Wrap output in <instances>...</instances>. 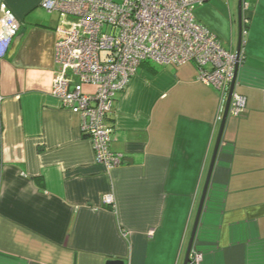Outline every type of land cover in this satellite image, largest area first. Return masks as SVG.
<instances>
[{
    "label": "crops",
    "instance_id": "1",
    "mask_svg": "<svg viewBox=\"0 0 264 264\" xmlns=\"http://www.w3.org/2000/svg\"><path fill=\"white\" fill-rule=\"evenodd\" d=\"M0 3L20 24L0 60V264H183L226 97L192 63L143 62L106 120L123 159L107 168L84 119L51 94L57 13L41 0ZM242 3L234 91L246 106L225 122L195 264H264V0ZM193 12L235 53L238 0Z\"/></svg>",
    "mask_w": 264,
    "mask_h": 264
},
{
    "label": "built area",
    "instance_id": "2",
    "mask_svg": "<svg viewBox=\"0 0 264 264\" xmlns=\"http://www.w3.org/2000/svg\"><path fill=\"white\" fill-rule=\"evenodd\" d=\"M204 1L41 0L42 9L58 15L51 94L63 108L84 119L82 132L92 143L97 163L113 168L123 160L110 149L112 128L106 120L116 95L125 91L143 62L158 66L192 63L198 82L227 97L236 55L223 49L218 38L196 21L193 11ZM0 12L1 60L20 24L4 3ZM245 106V96L234 91L228 115L239 117ZM190 257L195 264L201 256L191 250Z\"/></svg>",
    "mask_w": 264,
    "mask_h": 264
},
{
    "label": "water",
    "instance_id": "3",
    "mask_svg": "<svg viewBox=\"0 0 264 264\" xmlns=\"http://www.w3.org/2000/svg\"><path fill=\"white\" fill-rule=\"evenodd\" d=\"M241 3H242V0H238V39H237V46H236V51H235L237 62L235 64L233 78H232V81H231V84H230V87H229V90H228V94H227V97H226L224 111H223V114H222L221 122H220L219 129H218V133H217V136H216V140H215V144H214L211 160H210V163H209L206 179H205V182H204V185H203L202 193H201L199 204H198V207H197L196 216H195L194 223H193L192 230H191V234H190V237H189V241H188L187 249H186V252H185V257H184L183 264H194L192 262V260H191V257H190L191 256L192 245H193L196 229H197V226H198V223H199L202 207H203L205 196H206L207 189H208V185H209V182H210L212 169L214 167V163H215V160H216V155H217V152H218V149H219V145H220V142H221L223 129H224V126H225L226 119L228 117V112H229V107H230L232 94L234 92V88H235V84H236L237 72H238V68H239L240 52H241V42H242L241 41V39H242V25H241V22H242L241 9L242 8H241ZM106 264H124V262L122 260L117 259V260L107 261Z\"/></svg>",
    "mask_w": 264,
    "mask_h": 264
},
{
    "label": "rangeland",
    "instance_id": "4",
    "mask_svg": "<svg viewBox=\"0 0 264 264\" xmlns=\"http://www.w3.org/2000/svg\"><path fill=\"white\" fill-rule=\"evenodd\" d=\"M116 1H119V0H116ZM149 62V61H148ZM149 63H151L152 64V62H149Z\"/></svg>",
    "mask_w": 264,
    "mask_h": 264
}]
</instances>
